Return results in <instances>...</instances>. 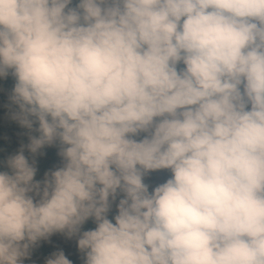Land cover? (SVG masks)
I'll return each mask as SVG.
<instances>
[{
	"label": "clouds",
	"instance_id": "clouds-1",
	"mask_svg": "<svg viewBox=\"0 0 264 264\" xmlns=\"http://www.w3.org/2000/svg\"><path fill=\"white\" fill-rule=\"evenodd\" d=\"M9 75L30 143L0 172V264L57 232L85 264H264V0H0ZM57 142L34 180L25 148Z\"/></svg>",
	"mask_w": 264,
	"mask_h": 264
},
{
	"label": "rangeland",
	"instance_id": "rangeland-1",
	"mask_svg": "<svg viewBox=\"0 0 264 264\" xmlns=\"http://www.w3.org/2000/svg\"><path fill=\"white\" fill-rule=\"evenodd\" d=\"M78 0H73V4L77 3ZM183 65H181L182 67ZM15 80L9 75L7 78H0V147L4 150V156L7 160L9 157L14 156L19 153L22 145H27L29 141V129L22 127L18 121L12 118V113L18 110V106L11 105L9 96L14 87ZM38 126V125H37ZM35 127V126H34ZM32 135H38V133H31ZM59 144L58 142L52 146H45L37 153L35 157L30 153L27 148H25V156L29 159V163L35 159L37 168L34 180L43 181L45 178V173L50 171H55L63 166V158L58 155ZM0 164L4 165V169L1 172L11 170L7 166V162L4 161L3 157H0ZM170 170H158L149 173L145 176V183L149 185V191L151 192L155 186L165 182L171 177ZM34 195V194H30ZM112 204V208L109 215L118 214V209L116 205L119 199ZM38 200L39 197H36ZM115 223V221H113ZM95 227V222L93 223ZM88 231V228H87ZM79 236H73L69 238L65 233H54L47 239H41L36 244L37 247L32 251L29 250V255L21 259V264H46L48 258L52 257L54 252L63 251L70 253L66 255L75 264L76 259H80L79 264H85L86 254L79 249L78 246ZM49 250H51L49 252Z\"/></svg>",
	"mask_w": 264,
	"mask_h": 264
},
{
	"label": "trees",
	"instance_id": "trees-1",
	"mask_svg": "<svg viewBox=\"0 0 264 264\" xmlns=\"http://www.w3.org/2000/svg\"><path fill=\"white\" fill-rule=\"evenodd\" d=\"M4 154V150H3V148L2 147H0V157L2 156L3 157V159H4V161L5 162H7V158H6V156H4L3 155ZM4 169V165H2V164H0V172L2 171ZM114 216L115 215H109L108 214V218L109 219H112L113 221H115L114 220ZM93 223H94V218H90L88 221H86L85 222V224L82 226V228H81V232H83V231H87V228H88V230H94L95 228H96V226L94 227L93 226ZM37 247V244L35 245V246H33L32 248H31V250L33 251L35 248ZM51 250H49V252H50ZM55 253V252H54ZM66 255H70V253H68V252H66L65 253V256ZM67 257V256H66ZM69 260H71L69 257H67ZM72 261V260H71ZM80 263V259L79 258H77L76 259V264H79ZM72 264H75L73 261H72Z\"/></svg>",
	"mask_w": 264,
	"mask_h": 264
}]
</instances>
